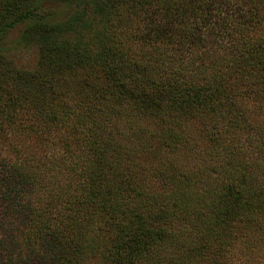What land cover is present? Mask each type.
Instances as JSON below:
<instances>
[{
	"label": "trees",
	"instance_id": "16d2710c",
	"mask_svg": "<svg viewBox=\"0 0 264 264\" xmlns=\"http://www.w3.org/2000/svg\"><path fill=\"white\" fill-rule=\"evenodd\" d=\"M262 249L264 0H0V264Z\"/></svg>",
	"mask_w": 264,
	"mask_h": 264
},
{
	"label": "rangeland",
	"instance_id": "374dc122",
	"mask_svg": "<svg viewBox=\"0 0 264 264\" xmlns=\"http://www.w3.org/2000/svg\"><path fill=\"white\" fill-rule=\"evenodd\" d=\"M49 7L55 8L57 18H64L71 11V7H65L61 4H49ZM20 26L12 28L3 43L8 57L19 67L33 69L36 64L37 49L34 46L23 47L19 43ZM236 84V82H234ZM239 83V82H237ZM262 252V253H261ZM254 256L253 264H264L263 249ZM82 264H95L94 259L87 257Z\"/></svg>",
	"mask_w": 264,
	"mask_h": 264
}]
</instances>
